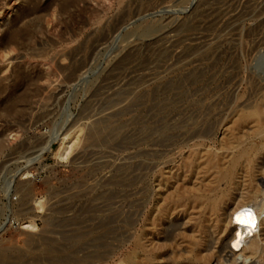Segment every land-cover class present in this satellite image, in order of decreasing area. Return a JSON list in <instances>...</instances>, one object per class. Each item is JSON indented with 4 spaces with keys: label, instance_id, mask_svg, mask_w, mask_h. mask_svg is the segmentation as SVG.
Masks as SVG:
<instances>
[{
    "label": "rangeland",
    "instance_id": "rangeland-1",
    "mask_svg": "<svg viewBox=\"0 0 264 264\" xmlns=\"http://www.w3.org/2000/svg\"><path fill=\"white\" fill-rule=\"evenodd\" d=\"M68 1L0 0V264H206L197 199L264 203V0Z\"/></svg>",
    "mask_w": 264,
    "mask_h": 264
},
{
    "label": "bare ground",
    "instance_id": "bare-ground-1",
    "mask_svg": "<svg viewBox=\"0 0 264 264\" xmlns=\"http://www.w3.org/2000/svg\"><path fill=\"white\" fill-rule=\"evenodd\" d=\"M74 1L75 0H71L68 1V3ZM31 13H34V11ZM21 32L22 31H14L11 34V38L17 39ZM13 105L14 102H11L9 106L11 107ZM65 139H67V137H65ZM65 144L67 143L65 142ZM160 145V138L152 134L137 139L134 155L136 159L135 167L137 170V176L135 177H137L138 182L142 181V178L150 177L154 168H156L153 159L159 156ZM197 200H199V205L202 206L201 212L205 213L210 220L213 221L216 229L215 235L210 243H208V246H206L207 253L203 256L206 264L213 256L223 258L228 255L229 258L239 257L246 260L262 254L261 252L264 249V203H262V205L260 204L261 207L257 208L255 202L252 201L253 199L246 197L237 199L231 206H228L227 197L210 193L202 194ZM149 215L148 192H146L142 186H138L135 208V238L137 248L139 249L143 247V226L148 224L143 222L144 220H149ZM30 222L32 223V221ZM173 230L171 232H173ZM148 240H150V238ZM249 240L253 242L252 244L250 243L251 245L248 243ZM154 259L155 257L149 249L145 254L144 251L142 252L140 249L136 255L135 264H152Z\"/></svg>",
    "mask_w": 264,
    "mask_h": 264
}]
</instances>
